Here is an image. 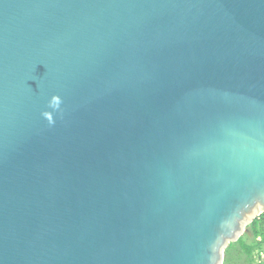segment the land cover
Here are the masks:
<instances>
[{
	"label": "water",
	"instance_id": "obj_1",
	"mask_svg": "<svg viewBox=\"0 0 264 264\" xmlns=\"http://www.w3.org/2000/svg\"><path fill=\"white\" fill-rule=\"evenodd\" d=\"M264 213V0H0V264H221Z\"/></svg>",
	"mask_w": 264,
	"mask_h": 264
},
{
	"label": "rangeland",
	"instance_id": "obj_2",
	"mask_svg": "<svg viewBox=\"0 0 264 264\" xmlns=\"http://www.w3.org/2000/svg\"><path fill=\"white\" fill-rule=\"evenodd\" d=\"M250 224L251 222L244 226L233 244L228 243L225 246L221 264H264V235L259 224L257 233L252 230Z\"/></svg>",
	"mask_w": 264,
	"mask_h": 264
},
{
	"label": "trees",
	"instance_id": "obj_3",
	"mask_svg": "<svg viewBox=\"0 0 264 264\" xmlns=\"http://www.w3.org/2000/svg\"><path fill=\"white\" fill-rule=\"evenodd\" d=\"M258 224H259L261 233L264 235V213L260 214L258 218L253 219V221L250 224L252 230L256 233L259 231L256 229Z\"/></svg>",
	"mask_w": 264,
	"mask_h": 264
}]
</instances>
